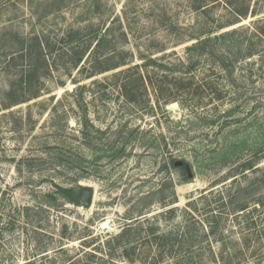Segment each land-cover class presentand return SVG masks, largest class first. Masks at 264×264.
I'll return each instance as SVG.
<instances>
[{"label": "rangeland", "instance_id": "1", "mask_svg": "<svg viewBox=\"0 0 264 264\" xmlns=\"http://www.w3.org/2000/svg\"><path fill=\"white\" fill-rule=\"evenodd\" d=\"M247 1L239 19L243 0H0V264H264V239L232 249L234 215L209 233L219 192L264 212V0ZM108 32L110 61L75 67ZM146 57L176 101L120 95L112 75Z\"/></svg>", "mask_w": 264, "mask_h": 264}, {"label": "trees", "instance_id": "2", "mask_svg": "<svg viewBox=\"0 0 264 264\" xmlns=\"http://www.w3.org/2000/svg\"><path fill=\"white\" fill-rule=\"evenodd\" d=\"M234 1H238V0H234ZM246 1L244 2L247 3L245 7L236 9V15L237 17L240 19H245L248 15L251 16H256V12L254 9L250 10V2L247 0H243ZM196 3V2H193ZM229 5H233L232 2L229 1ZM196 9H198L199 7H201L199 4H197L196 6H194ZM260 12V10L258 11ZM239 21L236 22H232L230 24H228L229 26L234 25L236 23H238ZM260 31V30H259ZM262 31V30H261ZM236 33V31H232L231 34ZM264 35V31L261 32ZM111 34L106 33L100 37H94L90 39V45H88L85 48L84 52H79L76 53V58L74 59V64L75 67H77L80 62L82 61L83 57L88 53V58L91 57L92 58V62L93 64L96 63H104L107 61H110V59L112 57H110L108 55V53H106L107 51H111L112 52V48L116 45V41L118 40V37L112 36ZM226 34L220 35L219 37L214 38L213 40L211 39H207V40H201L198 41L196 44L187 47L186 50L189 52H195V51H201L203 52L204 50L202 48L207 47V44L209 42L221 39L223 37H225ZM94 44V46H92ZM92 50L89 52V49ZM109 52V53H111ZM106 53V54H105ZM112 55H114V52L112 53ZM144 61V63L142 65H138L135 64L133 66H130L128 68H126L125 70H121L115 74L112 75L113 78L117 79V81L120 83L118 85V89H119V93L120 95L125 98L126 102L128 103H135V104H139V96L141 95L142 97L147 93L148 91V85H151L155 91V93L157 94V97H159V99H161V101L163 100V103L166 104L168 102L171 101H176V97L177 94L181 91L180 89H185L183 87H177L175 86L173 90H171V92H167V93H163L161 90H157L156 92V82H154L152 80V78L147 75L144 76L142 75L140 72H138V70H140L142 67L147 68L149 66H156V67H160V68H164V69H168L167 66H162V64L157 63L156 60L150 59V58H142ZM129 62H125V60H122L121 62H117L115 63L111 68H105V69H101L100 72H98V74L106 72V71H110V70H115L119 67L128 65ZM179 65L182 66L183 62L179 61ZM93 70L91 72H94L96 70V67L92 68ZM170 71V70H169ZM95 74H91L89 77L90 78L92 76H94ZM179 80V79H178ZM156 81V80H155ZM180 81V80H179ZM184 91V90H182ZM215 95L217 93V97H221V92H217L216 90L214 91ZM184 93V92H183ZM190 93V92H189ZM158 99V100H159ZM244 167H247L246 170L252 169L253 168V162L247 163L245 165H243ZM244 172V171H243ZM241 172V173H243ZM235 179L232 181L234 182ZM60 192L66 194L68 192L72 193V191L70 190H64V189H60ZM222 193V192H221ZM239 193L236 191L234 194H230L229 192L226 193V197L224 198L223 194H220L219 192V196H218V202L219 203V209L221 210V212L218 213L217 216H213L212 219H214L213 224L209 223L210 226V230L209 233L211 235H219V239L220 241L223 239V226L220 225V223L225 222L226 218H229V216H235L236 221L241 219V223H239V229L240 232V238L238 239H234L233 243L234 245H232V249H236L239 253V255H246L245 253L248 252L249 249V244H250V240L251 237L250 236H254L256 239H264V212L261 213L260 217H257V219L254 218V214L257 212L256 211V207H253V205H260L262 202H255L253 203V205H249V201L246 200L245 198H240L238 197ZM201 199H204L201 197ZM256 201V200H254ZM259 201V200H258ZM172 204V203H170ZM192 203H188L187 207H191ZM173 209L169 210V212H172ZM223 211H227V212H223ZM189 214V213H188ZM257 221H259L261 223V228L262 229H256L257 226ZM244 225V226H242ZM242 226V227H241ZM252 228L254 230H252ZM247 232V233H246ZM240 246V247H237ZM228 248V246L223 247V249Z\"/></svg>", "mask_w": 264, "mask_h": 264}, {"label": "water", "instance_id": "3", "mask_svg": "<svg viewBox=\"0 0 264 264\" xmlns=\"http://www.w3.org/2000/svg\"><path fill=\"white\" fill-rule=\"evenodd\" d=\"M184 170H185L187 177L190 178L191 170L189 166H185ZM92 198H93V194L91 191L89 190L83 191L80 196L79 205L85 208H89L91 206Z\"/></svg>", "mask_w": 264, "mask_h": 264}]
</instances>
